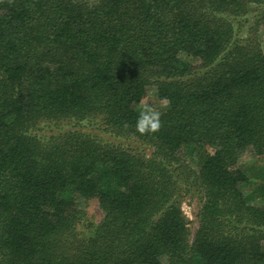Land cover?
<instances>
[{"label":"trees","instance_id":"obj_1","mask_svg":"<svg viewBox=\"0 0 264 264\" xmlns=\"http://www.w3.org/2000/svg\"><path fill=\"white\" fill-rule=\"evenodd\" d=\"M262 6L0 0V264H264V183L244 193L260 177L240 162L264 158V56L234 38ZM149 92L162 126L141 133ZM90 199L103 217L78 237Z\"/></svg>","mask_w":264,"mask_h":264},{"label":"rangeland","instance_id":"obj_2","mask_svg":"<svg viewBox=\"0 0 264 264\" xmlns=\"http://www.w3.org/2000/svg\"><path fill=\"white\" fill-rule=\"evenodd\" d=\"M89 2H94L97 0H88ZM235 41L241 44L246 43H255L258 46V49L264 56V6L254 9L247 17L240 19L239 22L236 24V34H235ZM164 106L163 102L157 101L155 96L152 95V92H149L144 105L138 107L140 112L145 110H155L160 112ZM99 124L94 122H84L82 126L83 132L89 133L94 136L103 137V140L110 142L112 144L121 143L124 141H117L114 138L101 133L98 130ZM68 130L70 128L69 125L66 124H59L57 126L49 128L48 125L42 124L38 127V130L35 133L39 136H46L48 137L51 132H55L56 128ZM146 154L151 153V149L144 148ZM258 159L252 152H246L243 154L240 162L247 166V176H259L260 179L257 181H251V183L244 185L243 192L248 194L255 189V184L257 183H264V158ZM184 162L189 166L190 169H196V161L194 158V153H189L184 158ZM249 167H252L249 169ZM189 184V183H188ZM189 186V191L183 193L180 208L185 217L187 222V228L189 231V239L192 240L195 230L198 227L196 215L201 207L200 204V194L197 193L195 188L191 185ZM77 206L82 210V215L79 221L76 224V236L82 237L88 234V231L91 226H96L103 217L101 210L98 207V202L96 199H90L85 201H78ZM264 248V243H263Z\"/></svg>","mask_w":264,"mask_h":264},{"label":"clouds","instance_id":"obj_3","mask_svg":"<svg viewBox=\"0 0 264 264\" xmlns=\"http://www.w3.org/2000/svg\"><path fill=\"white\" fill-rule=\"evenodd\" d=\"M137 131L141 133H155L160 130L162 123L160 121V113L155 110L142 111L136 122Z\"/></svg>","mask_w":264,"mask_h":264}]
</instances>
